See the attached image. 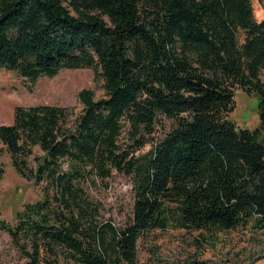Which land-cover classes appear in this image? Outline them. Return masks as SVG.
I'll return each instance as SVG.
<instances>
[{"label":"trees","instance_id":"trees-1","mask_svg":"<svg viewBox=\"0 0 264 264\" xmlns=\"http://www.w3.org/2000/svg\"><path fill=\"white\" fill-rule=\"evenodd\" d=\"M0 69L31 85L90 69L105 91H81L74 121L17 107L0 126V181L6 154L42 193L13 225L0 217L25 264H136L140 237L170 228L264 235V19L250 0H0ZM234 90L257 99L253 131L228 119ZM113 172L134 192L122 229L80 187Z\"/></svg>","mask_w":264,"mask_h":264},{"label":"rangeland","instance_id":"rangeland-1","mask_svg":"<svg viewBox=\"0 0 264 264\" xmlns=\"http://www.w3.org/2000/svg\"><path fill=\"white\" fill-rule=\"evenodd\" d=\"M250 2L254 20L261 22L264 19V1ZM83 90L91 91L95 100L105 97L102 81L90 69L61 71L51 79L39 78L34 85L13 72L0 69V126L12 124L17 107L67 108L71 113L69 121H74L83 109L78 100V94ZM233 94L234 110L228 119L238 128L255 130L259 125L257 99L240 90H234ZM158 126L168 130L169 125L163 122ZM162 131L157 129L153 139L160 138ZM260 136L264 140V132ZM150 148L151 144H146L137 154H144ZM34 155L40 153L35 150ZM1 163L4 175L0 181V217L13 225L16 212L26 204L41 200L42 193L40 187L15 172L8 155L1 157ZM80 187L88 198L100 205L103 221H111L119 229L126 227L134 201L132 182L128 177L113 172L104 181L95 177L85 178ZM196 235L171 228L144 233L138 240L136 264H250L251 261L252 264H264V235L250 238L240 232H222L209 242L206 238L193 242ZM25 263L18 250L12 247L9 236L0 232V264Z\"/></svg>","mask_w":264,"mask_h":264}]
</instances>
